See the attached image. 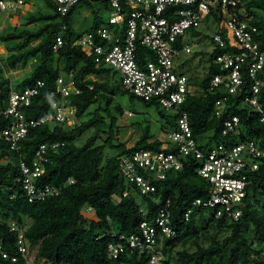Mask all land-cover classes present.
Returning a JSON list of instances; mask_svg holds the SVG:
<instances>
[{"label":"trees","instance_id":"16d2710c","mask_svg":"<svg viewBox=\"0 0 264 264\" xmlns=\"http://www.w3.org/2000/svg\"><path fill=\"white\" fill-rule=\"evenodd\" d=\"M43 1L53 13L38 11L29 14L21 29L15 27L1 37L2 41L15 39L18 43L8 49L11 55L6 59V66L0 63V75L6 69L26 66L31 59L38 61L31 76L19 85L21 91H12L8 79L0 81V113L8 108L12 93H22L41 82L43 86L33 97L32 104L23 106L22 110L29 119L44 115L51 107L50 95L57 91L58 78L72 72L81 94L71 96L67 101L76 108L77 122L75 126L61 125L51 129L44 125L31 129L18 151L11 150L9 143L0 138V245L9 254V258L0 255V264H28L19 252V231L11 230L13 223L23 230L28 256L33 257L34 264H149L148 254L132 250L112 259L109 247L124 243L122 235L129 237L138 232L143 220L141 210L151 218L167 200L171 201L176 237L158 241V249L166 258L163 264H261L258 258L264 253V157L257 159L260 163L258 171L248 172V180L252 184L238 222L228 224L200 208L194 209L191 218L185 220L184 214L192 207V202L204 199L208 194L206 181L198 175L201 161L190 156L183 158L181 171H170L165 180L154 181L155 194L124 198L129 186L120 173L119 158L141 149L161 151L165 142L155 140L151 127L146 126L140 140L131 148L124 147L122 143L111 145V148L119 149L114 156H105L112 136L104 144L97 145L98 134L95 133L83 145L77 144L80 137L102 125L106 119H109L107 128L112 135L118 118L133 115L132 112L126 113L120 103L115 104L116 98L126 94L131 99L137 97L123 90L122 82L114 84L105 78L110 67L97 63L95 57L89 56L78 44L84 36L96 35L107 21L104 23L99 12L94 11L92 26L86 32L76 34L72 23L75 11L81 5L91 8L94 3H104V0H79L66 16L57 12L51 0ZM261 10L264 11V0H246L237 7H218L209 15L216 23L214 34L222 36L227 48H219L212 35L215 48L210 56L207 75L198 83L199 89L188 94L181 107L189 116L192 139L205 153L220 144L229 148L250 141H255L264 151V122H261L259 113L244 103V97L250 93V79L245 78V85L237 96L208 90L212 77L219 73V67L214 64L216 56L226 51H239L235 38L227 30L228 21L237 19L256 27L255 42L264 49V15L257 12ZM112 27L109 26L110 29ZM58 37L62 39L63 46L54 52ZM96 37L99 44L100 39ZM139 52L143 57L153 59L151 51L140 47ZM189 79L195 85V78ZM90 86L93 90L89 89ZM224 96H228L227 101L218 107L216 102ZM259 96L264 109V85ZM140 100L147 106L159 105L154 100ZM91 107L94 109L90 110ZM160 115L166 118L163 112ZM85 116L88 119L83 121ZM178 117L179 114L175 113L172 120H167L166 126H162L163 131H174ZM234 117L239 119L237 130L224 134L225 123ZM13 121V116L1 115L0 134ZM56 142L64 143V146L55 154L50 151L51 161L38 185L52 186L59 193L45 201L30 204L21 184L16 181L21 177L20 161L31 166L41 145L50 146ZM167 150L175 153L177 148L170 145ZM71 179L74 181L70 183ZM88 208L92 209L91 212ZM14 257L18 258L17 262L12 261Z\"/></svg>","mask_w":264,"mask_h":264},{"label":"built area","instance_id":"2783aa9c","mask_svg":"<svg viewBox=\"0 0 264 264\" xmlns=\"http://www.w3.org/2000/svg\"><path fill=\"white\" fill-rule=\"evenodd\" d=\"M61 16H66L78 4L79 0H51ZM246 0H104L110 9L107 25L101 26L94 34L84 36L78 44L95 61L119 72L122 76L123 90L146 101L154 100L165 110H171L179 117L177 128L167 133L161 151L138 150L132 155L119 158V170L129 186L123 197L129 195L148 196L156 193L154 181H163L170 171H181L184 168L183 158L194 157L201 161L198 175L208 185V194L204 199H195L188 208L184 218L188 221L194 209L205 210L216 219L225 220L228 224L238 222L243 215L244 200L252 181L248 180V172L258 171L260 163L257 159L264 157L255 141L238 146L227 147L220 144L206 153L192 139L189 126V116L181 107L187 96L194 93L189 77L183 72L185 62H179L181 55H192L193 48L185 39L190 31L197 28L218 7H237ZM26 5V0H0V12L17 11ZM109 26H114L111 29ZM227 30L235 38L238 52H222L216 56L214 64L219 67V73L209 82L211 92H225L237 96L245 85V78L251 81L249 95L244 97L255 112L261 115L264 122V109L260 104V90L264 85V49L255 42L254 34L257 28L232 19L227 22ZM101 41L103 43L101 44ZM214 42L221 49L227 45L219 34H214ZM63 46L60 37L53 46L57 52ZM151 51L153 59L143 57L139 48ZM177 62H179L177 64ZM43 83L38 82L34 88H28L22 93H12L9 106L0 113L13 116L14 121L3 130L0 138L9 143L11 150L18 151L20 143L31 129L47 125L51 129L56 126L76 125V108L70 106L68 98L80 95L73 73L62 74L57 80V91L50 95L51 107L44 115L27 118L22 107H29L32 99L39 92ZM93 90V86L89 87ZM228 96L216 102L217 106L227 101ZM219 107V106H218ZM218 114V113H217ZM131 115V113H130ZM224 134L235 132L239 119L225 123ZM174 145L175 153L169 152V146ZM64 143L43 144L36 152L33 164L30 166L21 162V177L16 181L21 184L25 197L30 204L45 201L48 197L58 195L52 186L39 187L47 165L51 159L50 151L56 153ZM74 180L71 179L70 183ZM15 198V197H14ZM120 201L117 196L113 197ZM171 201L167 200L155 216L149 218L147 212L141 210L143 220L137 233L126 237L121 236L124 243L109 247V257L118 259L127 250L148 254L149 264H163L164 253L158 249V241L163 238H175L173 227ZM91 208L88 211L91 212ZM18 230L17 244L20 254L27 259L28 264H34L33 257L28 256V247L23 230L15 223L11 227ZM0 255L9 258L2 250ZM18 258H12L17 262Z\"/></svg>","mask_w":264,"mask_h":264},{"label":"rangeland","instance_id":"374dc122","mask_svg":"<svg viewBox=\"0 0 264 264\" xmlns=\"http://www.w3.org/2000/svg\"><path fill=\"white\" fill-rule=\"evenodd\" d=\"M41 11L43 13H53L46 7L43 0H26V5L17 11L0 12V63L6 66V59L11 55L8 49L14 47L18 42L15 39L9 41H2L1 37L11 32L15 27L22 28L25 18L29 14L37 13ZM94 11L99 12V16L104 23L110 16V9L105 3H94L91 8L81 5L77 8L73 15V27L76 34L86 32L93 24ZM259 14L264 15V11H257ZM61 19H59L60 21ZM34 26V25H33ZM32 27V26H31ZM216 29V23L209 17L197 28V31H191L187 34L185 41L191 44L193 48L192 55H181L179 62H185V68L183 72L191 79H194L195 85L192 84V90L196 92L199 89V82L207 75V69L210 63V56L215 48L212 43L211 37ZM33 43L34 44H37ZM38 59H31L26 66H19L16 70L6 69L5 73L0 75V81L2 79H8L12 91H21L19 85L28 77L37 66ZM177 62V64L179 63ZM108 74L104 77L109 79L114 84H121L122 76L114 69L107 68ZM120 103L127 112H132V117H128L127 114L117 119L116 127L114 128L112 135L109 133L107 125L109 119H106L104 123L98 127L86 132L82 137L77 140V144L83 145L87 139L93 134H98L97 145L104 144V141L112 136L110 145L107 144L105 149V156L110 157L117 155L119 149L111 148V145H117L122 143L124 147L131 148L143 135V131L146 126L151 127V132L154 134L155 140L165 142L167 140V133L163 131L162 126H166L167 120H172L175 112L171 110H164L159 105L147 106L140 99H131L130 95L118 96L115 100V104ZM95 106V105H94ZM159 106V107H157ZM91 107L90 110H93ZM160 112H163L166 118H162ZM129 116L130 113H128ZM88 116L83 118V121L87 120ZM135 124V125H134ZM171 133V132H169ZM259 263L264 264V253L258 258Z\"/></svg>","mask_w":264,"mask_h":264}]
</instances>
